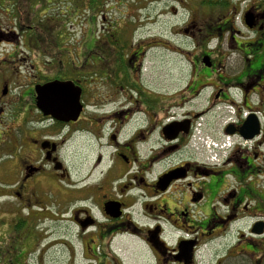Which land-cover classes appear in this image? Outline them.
<instances>
[{
  "label": "flooded vegetation",
  "instance_id": "1",
  "mask_svg": "<svg viewBox=\"0 0 264 264\" xmlns=\"http://www.w3.org/2000/svg\"><path fill=\"white\" fill-rule=\"evenodd\" d=\"M8 1L0 0L6 13L0 12L1 20L13 24L9 29L0 23V199L27 211V229L34 226L38 237L43 220H55L56 229L80 243L82 264H124L113 246L123 235L145 246L147 264H198L204 256L198 250L208 252L207 264H238L244 255L264 264V0H151L163 9L180 1L186 20L179 32L187 40L181 46L210 49L203 54L209 57L207 74L186 90L203 97L199 87L215 74L212 101L232 106L235 145L215 167L192 162L195 116L158 121L156 113L174 108L167 96L142 100L138 56L144 51L114 41L104 45L102 58L72 62L70 73L47 72L45 56L40 58L45 33L36 34L26 12L12 14ZM222 48L241 63L231 76L221 75L219 64L227 58ZM34 51L31 61L27 53ZM52 81L71 82L70 92L77 94L78 103L53 107L69 113L66 121L43 110L42 87ZM142 107L150 113L144 119L137 115ZM251 116L258 133L245 139L251 131L242 126ZM240 139L251 149H240ZM82 156H95L83 175L75 165ZM40 232L44 239L49 235ZM67 246L62 264H76V249Z\"/></svg>",
  "mask_w": 264,
  "mask_h": 264
},
{
  "label": "rangeland",
  "instance_id": "2",
  "mask_svg": "<svg viewBox=\"0 0 264 264\" xmlns=\"http://www.w3.org/2000/svg\"><path fill=\"white\" fill-rule=\"evenodd\" d=\"M180 4L179 1L174 5L170 4L167 9H163L161 5L155 7V2L151 0L8 1L12 14H17L18 9L26 12L31 17L30 24L35 27L36 34L39 32L45 33L46 52L45 54L41 53L40 58L45 56L47 72L54 71L56 74L70 73L72 72V62L82 63L87 59L102 58L104 45L106 43L113 44L116 39H122L129 46L130 51H144L141 56H138V60L142 64L140 77L141 89L144 92L142 100L144 102L147 101V104H149L154 97L163 98L159 94L167 96L164 98L170 100V104L167 106L172 104L174 108L170 106L167 108L166 113L164 110L161 113H156L158 121H168L172 119L171 116H176V120H180L185 113L195 116V123L191 129L192 134L188 143L191 151L197 154L196 158L194 157L195 160L192 159V162L201 166H205L204 164L208 163L218 164L219 159L215 156L221 155L224 160L231 155L233 150V148L231 149L232 142L223 136L224 126L232 122L233 109L228 102L224 104L218 103L215 100L217 97L212 101L214 98V86L211 82L215 74L210 75L211 78L209 79H211V82H206V84L199 87L200 89H205L203 97H196L199 92L195 96L191 91L186 90V86L192 84L193 80H196V78L202 79V76L207 74L206 70L208 67L202 61V53L203 50L208 53L210 49L181 46L187 40L179 32L186 20L185 10L180 7ZM5 8H8V6H5ZM1 9L4 10V8ZM1 9L0 12L2 11ZM2 13L6 14L3 11ZM1 18L2 15L0 14V23L3 28L10 29L13 24L10 21L7 23L5 20H1ZM118 27H121L124 32L119 33ZM33 40L35 39L33 38ZM178 46L181 47L178 48ZM221 51L227 55L224 65L219 64V67H222L221 75L224 77L231 76L236 67L241 66V63L233 53H229L223 48ZM36 53L35 51L32 55L27 53L28 58L32 61L33 55ZM114 56L112 55L111 57ZM212 60L216 62L215 58ZM29 64L32 63L29 62ZM204 66L207 68L206 70H203ZM216 67L218 68V65ZM77 68V66H73V69ZM212 70L210 69L209 72L211 73ZM128 72V70L125 71L126 74ZM197 72L202 75L196 76ZM98 73L101 74L102 71H98ZM127 82H131L129 78ZM155 103L153 102L154 106ZM178 103L180 106L175 107ZM159 109L158 111H161ZM138 110H140L137 113L138 117L144 119L150 115V113H145V111L147 112L146 107ZM148 111L152 113V107ZM123 116L124 114L120 118H123ZM218 135L222 137L216 139V137L219 138ZM211 137L215 138V140ZM91 139L92 137H90ZM238 147L242 150L251 149L249 143H243V145H238ZM69 152L72 153L73 148ZM94 153H91V155H94ZM192 155L195 156L193 153ZM93 160H95V156H82L75 159V165L79 167L81 175L86 173ZM162 166L160 165L159 167ZM261 181L259 184L263 187L264 179H261ZM93 184L97 185V182L90 183V185ZM259 199L263 201L264 196H260ZM3 202V199H0V236L4 235L3 240L5 242L1 247H4L9 242L8 236L5 235L7 233L5 224L10 223V219L15 214L22 216L23 219L25 213L22 212H27L26 210L23 211V209L21 212L12 203L4 204ZM35 212L38 213L37 211ZM47 213L48 211L45 214ZM43 222L37 227L39 232L38 239L36 243L34 242V250L28 254L27 264H37V259L40 258H43L46 264H62V258L63 256L65 257L68 250L67 243L76 249L75 263L82 264L78 256L81 246L76 238H72L66 231L56 229L58 224L55 220L48 222V219H44ZM23 230L24 237L22 239L29 242L32 236L27 232V229L24 228ZM40 231L44 233L47 231L48 237L44 239L46 235H42ZM12 232L11 229L9 234H12ZM55 236L63 238L64 241L56 242ZM226 242L227 244L232 243V241ZM214 244L216 246L220 245L217 241ZM113 246L120 249L117 254L123 258L124 264H147L145 262L147 252L144 248L145 246L140 245L139 240L123 235L115 239ZM198 252L204 254V256H199L198 264L201 262L202 264H207L208 252L205 253L202 250H198ZM132 256H136L139 262L135 261V257L132 260ZM240 258L248 262V264H255L253 257L244 255ZM240 258L238 264H246Z\"/></svg>",
  "mask_w": 264,
  "mask_h": 264
},
{
  "label": "trees",
  "instance_id": "3",
  "mask_svg": "<svg viewBox=\"0 0 264 264\" xmlns=\"http://www.w3.org/2000/svg\"><path fill=\"white\" fill-rule=\"evenodd\" d=\"M118 28L121 29V27ZM121 44H124L123 40L116 39L115 45L121 47ZM205 53V50H203L202 55ZM10 220V223L5 224L7 229V233L5 235L8 236L9 242L6 243L4 247H1V245L5 243L3 240L4 235L0 236V264H27L26 251L34 247V244L38 239L35 235L36 231L34 230V226H31L32 229L29 231L22 219V216H19L18 214H15V216H13ZM24 228L27 229V232L32 236L29 242L22 239L24 237V234L22 233ZM11 229L13 232L12 234H9Z\"/></svg>",
  "mask_w": 264,
  "mask_h": 264
},
{
  "label": "water",
  "instance_id": "4",
  "mask_svg": "<svg viewBox=\"0 0 264 264\" xmlns=\"http://www.w3.org/2000/svg\"><path fill=\"white\" fill-rule=\"evenodd\" d=\"M202 61H204V63L208 65L207 57L203 58ZM71 88H73L71 82L54 81L44 85L42 87V90H44V92L41 91V93L45 94L46 96L44 95L42 96L47 99L46 104L43 103V105H45V108L43 106V110L45 111V113L54 115L59 120L66 121L69 118L68 116L69 113H64L61 111L55 113L53 107H57L58 109L59 107H62L65 104L71 105L73 102L78 103L77 94H72L70 92ZM38 93L39 95L41 94L40 91H38ZM78 109H79V104H78ZM78 109L72 115L73 116L72 119H74L75 116L77 115ZM242 129L251 131L250 134L245 139H251L254 135H256L258 133V123L256 122L255 117L251 116L247 120H245ZM226 132L231 134L230 127L227 128ZM171 176L172 175L168 176L167 178H171Z\"/></svg>",
  "mask_w": 264,
  "mask_h": 264
},
{
  "label": "bare ground",
  "instance_id": "5",
  "mask_svg": "<svg viewBox=\"0 0 264 264\" xmlns=\"http://www.w3.org/2000/svg\"><path fill=\"white\" fill-rule=\"evenodd\" d=\"M231 119V118H230ZM232 121V120H231Z\"/></svg>",
  "mask_w": 264,
  "mask_h": 264
}]
</instances>
